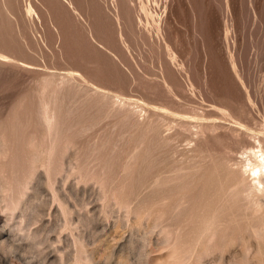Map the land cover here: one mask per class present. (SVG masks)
I'll list each match as a JSON object with an SVG mask.
<instances>
[{
  "label": "rangeland",
  "instance_id": "374dc122",
  "mask_svg": "<svg viewBox=\"0 0 264 264\" xmlns=\"http://www.w3.org/2000/svg\"><path fill=\"white\" fill-rule=\"evenodd\" d=\"M263 150L264 0H0V264H264Z\"/></svg>",
  "mask_w": 264,
  "mask_h": 264
},
{
  "label": "bare ground",
  "instance_id": "6f19581e",
  "mask_svg": "<svg viewBox=\"0 0 264 264\" xmlns=\"http://www.w3.org/2000/svg\"><path fill=\"white\" fill-rule=\"evenodd\" d=\"M264 151V150H263ZM260 158V157H259ZM248 160V159H247ZM257 160V159H255ZM262 161V165H260V167H257L256 170H254L255 172V176H256V180H257V183H259L260 185L263 183L264 181V163H263V160ZM255 180V179H254ZM257 186V185H255Z\"/></svg>",
  "mask_w": 264,
  "mask_h": 264
}]
</instances>
